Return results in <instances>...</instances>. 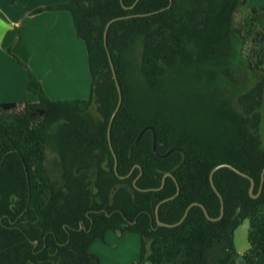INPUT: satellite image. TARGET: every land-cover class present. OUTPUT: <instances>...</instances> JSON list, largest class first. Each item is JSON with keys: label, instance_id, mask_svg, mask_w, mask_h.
<instances>
[{"label": "trees", "instance_id": "obj_1", "mask_svg": "<svg viewBox=\"0 0 264 264\" xmlns=\"http://www.w3.org/2000/svg\"><path fill=\"white\" fill-rule=\"evenodd\" d=\"M135 1L68 0L32 11L71 12L91 90L52 99L28 69L37 101L0 102V264H99L90 247L109 230L140 234L130 264H264V186L250 194V177L256 194L264 168V5L239 23L249 0ZM109 53L122 89L110 137L120 97ZM48 147L59 158L55 177ZM219 164L249 176L229 166L214 173L223 218L197 204L181 224L158 226L157 205L177 185L159 206L161 221H179L193 202L220 215L210 180ZM167 172L174 177L161 187ZM246 219L243 261L234 230Z\"/></svg>", "mask_w": 264, "mask_h": 264}, {"label": "crops", "instance_id": "obj_2", "mask_svg": "<svg viewBox=\"0 0 264 264\" xmlns=\"http://www.w3.org/2000/svg\"><path fill=\"white\" fill-rule=\"evenodd\" d=\"M18 1L0 0V102L37 101V96L27 88L28 69L39 78L52 99L88 98L91 90L88 52L85 42L77 35L71 12L57 9L32 13L38 7L68 0H45L26 8ZM250 4L264 5V0H250ZM9 48L27 67L9 53ZM126 239L135 247L133 256L128 253L123 258L116 247ZM96 240L90 250L100 257L99 264H128L139 259L138 233L117 236L109 230L104 239L108 247ZM109 255L116 256L117 262L107 261Z\"/></svg>", "mask_w": 264, "mask_h": 264}, {"label": "rangeland", "instance_id": "obj_3", "mask_svg": "<svg viewBox=\"0 0 264 264\" xmlns=\"http://www.w3.org/2000/svg\"><path fill=\"white\" fill-rule=\"evenodd\" d=\"M43 1H45V0H19L18 4L20 6H22L23 8H26V7H29V6L37 5L38 3H43ZM27 2H29V3H27ZM250 6H253V5L250 4V0H249L248 4L242 6V7H240L238 9V11L236 13V20L239 23L241 22V20H243V18H246V16L248 15V11L250 9L249 8ZM233 61L235 62L236 65H238V69H239L240 65L242 64L241 58H238L237 60H236V58H234ZM28 76H30V74ZM239 80L242 81L243 79H239ZM28 81H29V77H28ZM255 81L257 82V78H255L254 76L249 75V77L246 79L245 82L248 83L247 85L251 86V85H254L256 83ZM27 85H28V83H27ZM261 130L264 131V99H263V104H262ZM46 155H47V165L49 167V170L52 173V175L55 177L60 171L58 155L50 147L47 148ZM249 228H250V223H249V220L246 219L240 226H238L234 230V243H235V247L238 250L239 254H243L249 248V242H248V230H249ZM115 234L117 236L118 235H122V234L116 233V232H115ZM96 241L97 240H95V242ZM100 241L103 242L105 245H107V247L110 246L108 243L104 242L105 240H101L100 239ZM100 241L98 240V242H100ZM134 247H135V245H131L129 240L126 239V241H119L117 243L116 249L118 248L119 254L123 258H126L128 253L133 256V248ZM106 260L110 261L112 263H116L117 262L116 261V256H113V255H109L106 258ZM135 261H137V260H135ZM135 261L131 260L128 264H130L131 262H135ZM104 264H111V263H105L104 262Z\"/></svg>", "mask_w": 264, "mask_h": 264}, {"label": "water", "instance_id": "obj_4", "mask_svg": "<svg viewBox=\"0 0 264 264\" xmlns=\"http://www.w3.org/2000/svg\"><path fill=\"white\" fill-rule=\"evenodd\" d=\"M138 1H139V0H136L135 3H134L131 7L135 6L136 3H137ZM171 4H172V0H171V2H170L169 6H171ZM169 6H167V7H169ZM156 12H157V11H156ZM148 14H151V13H148ZM120 18H122V17L113 18V19H111V20L108 22L107 27H106V31H105V38H106V36H107V30H108L110 24L113 23L114 21L120 19ZM105 42H107V41H105ZM109 57H110V61H111L112 70H113V72H114L115 81H116L117 86H118V89H119V97H120V98H119V103H118V105H117V108H116V110L114 111V113H113V115H112V118H111V121H110V125H109V137H110V129H111V125H112L113 119H114L115 114L117 113V111H118V109L120 108V105H121V103H122V89H121V86H120V84H119V80H118L117 73H116V70H115V65H114V63L112 62V58H111V54H110V53H109ZM147 128H152V126L149 125V126H146L145 128H143L142 131L140 132V134H139V136H138L136 142L140 139L142 133H143ZM110 145H111V148L113 149V146H112V142H111V141H110ZM153 148H154V150L156 151V134H155V131H154V144H153ZM114 154H115V153H114ZM115 158H116L115 169H116V171H117V157H116V155H115ZM222 166H229V167L233 168L234 170L238 171L239 173H241V174H243V175L249 177L247 174L242 173L241 171H239L238 169L234 168V167L231 166L230 164H219V165H216V166L211 170V173H210V180H211L212 186H213L214 190L216 191V193L219 195V197H220V199H221V213H220L219 216H217V217H211L210 214H209V212H208V210H207V208H206L203 204L198 203V202H193V203H191V204L187 207V209H186V211H185L183 217H182L179 221H177V222H175V223H167V222H163V221H161V220L159 219V210H158V209H159V206H160V204L163 203L164 201H167V200H169V199H173L174 197H176V195H178V193H179V191H180V187H179V185H177V192H176V194H174V195H172V196H170V197H168V198L163 199V200L157 205V208H156V215H157V219H158V226L174 227V226H177V225L181 224V223L185 220V218L187 217V215H188L189 210L191 209V207L194 206V205H197V204L200 205V206L204 209V212H205L206 216L209 217L210 219H212V220H217V221L220 220V219H222L223 216H224V213H225V203H224V198H223L222 194L219 192V190H218V188H217V186H216V184H215V181H214V173L216 172V170H218V169H219L220 167H222ZM167 176H173V174H172L171 172H167V173L164 175V178H163V182H162L161 187L164 185ZM173 177H174V176H173ZM250 179H251V189H250V194L252 195V197H258V196L260 195L262 189H263V186H264V168H263V171H262V180H261V184H260V190H259V192L256 193V194L253 192V191H254V188H255V180H254L253 178H251V177H250ZM136 180H137V179H136ZM136 180H135V181H136ZM161 187H160V188H161ZM239 258H240L241 260L245 261V258L243 257L242 254L239 255Z\"/></svg>", "mask_w": 264, "mask_h": 264}]
</instances>
